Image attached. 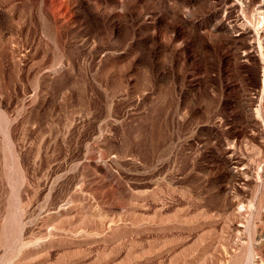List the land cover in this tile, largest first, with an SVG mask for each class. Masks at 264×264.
Here are the masks:
<instances>
[{
	"label": "rangeland",
	"instance_id": "obj_1",
	"mask_svg": "<svg viewBox=\"0 0 264 264\" xmlns=\"http://www.w3.org/2000/svg\"><path fill=\"white\" fill-rule=\"evenodd\" d=\"M264 0H0V264H264Z\"/></svg>",
	"mask_w": 264,
	"mask_h": 264
},
{
	"label": "bare ground",
	"instance_id": "obj_2",
	"mask_svg": "<svg viewBox=\"0 0 264 264\" xmlns=\"http://www.w3.org/2000/svg\"><path fill=\"white\" fill-rule=\"evenodd\" d=\"M264 83V82H263Z\"/></svg>",
	"mask_w": 264,
	"mask_h": 264
}]
</instances>
